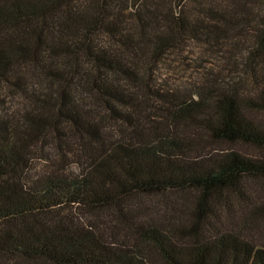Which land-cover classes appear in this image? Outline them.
I'll list each match as a JSON object with an SVG mask.
<instances>
[{
	"label": "trees",
	"instance_id": "16d2710c",
	"mask_svg": "<svg viewBox=\"0 0 264 264\" xmlns=\"http://www.w3.org/2000/svg\"><path fill=\"white\" fill-rule=\"evenodd\" d=\"M261 4L0 0V93L34 104L0 109V264H264L259 69L249 93L209 72L195 89L153 74L172 48L247 33L263 63Z\"/></svg>",
	"mask_w": 264,
	"mask_h": 264
},
{
	"label": "rangeland",
	"instance_id": "374dc122",
	"mask_svg": "<svg viewBox=\"0 0 264 264\" xmlns=\"http://www.w3.org/2000/svg\"><path fill=\"white\" fill-rule=\"evenodd\" d=\"M78 9L81 10L83 8L80 6L78 7ZM260 9H263L262 12L264 13L263 4L260 5ZM104 37V35H101L99 42L106 41ZM252 38L253 34L250 33H247L245 37H243V35L238 36L233 41L228 40L227 44L222 46V50L211 51L207 47L198 45L195 42L186 43L183 47L180 48H172L161 59V63H159L158 67L155 68L153 74L158 76V78L160 79L168 78V81L172 82L173 84L177 83V85L179 86H189L191 89H195V86L197 85L196 81H203V79L205 78L204 73L209 72L210 75L207 74V76L210 79L219 78L221 80V83L223 84L229 83L232 85L237 83V87L242 93H249L254 89L255 83L253 78L251 77L250 71H247L249 70L248 64H253L257 70L259 69V75L264 78V62L256 63L255 59L250 58L249 55H247L249 49L248 46H251L252 48V46L256 44V41H254V39ZM104 44L107 45L108 43ZM234 57H239V59L242 57L243 65L247 64L246 68L243 67V69L239 72L237 71L236 73H231L230 71L233 70L232 60L234 59ZM59 59L60 58H57L58 62H60ZM85 61L88 60L85 59ZM90 65L92 64L88 62L83 68L88 71L89 75H92L93 67H90ZM27 72L28 68L26 69V74ZM28 75L30 77H33L32 82L35 85H41L39 86L40 90L41 87L44 91L51 90L45 88V80H43L44 84L40 83V80L42 78L39 76V73L34 74V76H32L33 74ZM77 79L78 78L75 79L76 82ZM75 88L76 89L74 90V92L76 96L79 97L78 101L83 106H86L87 109H89V107L92 108L95 106V101L88 95L89 90L88 92H86L85 88L88 87L81 88L79 86H76ZM1 91L3 93H0V99H2L0 100V109H14V111H12L15 112L14 117L17 115V110L19 114V110L20 113H23L26 110L29 111V109H32L34 107L33 102L25 98L22 94L18 95V93L10 92L7 89H1ZM98 116L101 115L98 114ZM200 135L201 134H199L198 137H200ZM42 150L50 151L47 142L42 145ZM38 151H36L35 153L39 154L40 152ZM38 156H41V154H39ZM71 167L75 168L76 166L72 165ZM144 203L145 205H152V200H146ZM154 215L159 217V213H154Z\"/></svg>",
	"mask_w": 264,
	"mask_h": 264
}]
</instances>
